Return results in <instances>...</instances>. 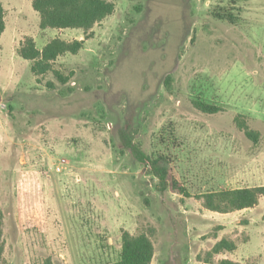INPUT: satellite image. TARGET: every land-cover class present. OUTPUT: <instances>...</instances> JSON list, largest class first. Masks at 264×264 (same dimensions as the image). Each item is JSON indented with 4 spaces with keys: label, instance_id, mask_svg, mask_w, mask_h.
<instances>
[{
    "label": "rangeland",
    "instance_id": "rangeland-1",
    "mask_svg": "<svg viewBox=\"0 0 264 264\" xmlns=\"http://www.w3.org/2000/svg\"><path fill=\"white\" fill-rule=\"evenodd\" d=\"M32 1L0 0V264H111L126 231L151 237V264H264V197L202 198L264 186V0H108L90 38L42 29ZM27 37L84 46L37 75ZM128 138L189 196L160 190Z\"/></svg>",
    "mask_w": 264,
    "mask_h": 264
},
{
    "label": "trees",
    "instance_id": "trees-1",
    "mask_svg": "<svg viewBox=\"0 0 264 264\" xmlns=\"http://www.w3.org/2000/svg\"><path fill=\"white\" fill-rule=\"evenodd\" d=\"M33 8L40 15L42 29H82L85 37L92 36V28L115 11V3L108 0H33ZM4 9L0 3V38L5 31ZM84 46V40L66 41L60 37L49 41L39 49L32 37H27L18 48V54L33 62L32 70L35 74H44L52 70L53 62L66 53L77 54ZM204 112L213 113L217 108L204 103H196ZM132 149L139 160L144 161L152 174L159 178L158 188H171L183 195L189 196L188 190L176 179L166 157H156L143 153L128 138L125 143ZM264 197V186L238 187L209 191L202 194L203 205L206 209L230 213L242 209L255 207ZM220 245L217 246V249ZM2 247L0 248V254ZM154 257V244L146 233L133 235L126 231L123 234L120 258L111 264H151ZM234 264V263H231Z\"/></svg>",
    "mask_w": 264,
    "mask_h": 264
}]
</instances>
